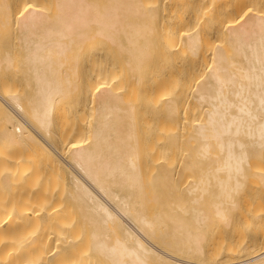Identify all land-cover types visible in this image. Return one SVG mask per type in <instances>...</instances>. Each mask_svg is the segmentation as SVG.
I'll list each match as a JSON object with an SVG mask.
<instances>
[{
  "label": "bare ground",
  "instance_id": "obj_1",
  "mask_svg": "<svg viewBox=\"0 0 264 264\" xmlns=\"http://www.w3.org/2000/svg\"><path fill=\"white\" fill-rule=\"evenodd\" d=\"M41 1L0 0V25L12 24L19 68L32 88L27 115L20 110L21 99L0 95L4 124L0 144L7 141L35 150V156L39 157L38 152L52 167L50 171L63 172L57 177L60 184L64 182L69 207L75 208L86 231L89 258L96 257L99 264H264V235H253L264 232L258 221L264 220V213L238 217L237 211L244 189L255 183L259 193L264 187V0H46L49 12L43 8L45 0ZM100 45L98 53L94 48ZM112 54L123 59L114 58L124 68L119 82L110 79L111 73L116 74ZM199 55L205 64L193 72ZM100 58L105 66H95ZM12 65L10 55L0 53V69ZM94 66L96 72L82 75L95 70ZM80 67L81 81L74 78ZM100 77L108 81H99ZM128 85L137 86L132 97L126 95ZM74 89L79 108L91 110L90 126H82L88 142L84 136L69 141L67 134L61 135L62 127L57 138L50 135L56 101L73 95ZM166 92L170 95L163 100L162 110L153 111L149 101L156 93ZM192 107L202 115L190 124L183 115L185 108ZM157 121L186 128L162 135V146L153 144V139L150 147L151 132L143 128ZM63 136L67 147L61 146L66 143ZM142 141L148 154H158L157 145L164 154L170 153L181 142L186 146L181 150L186 151H181L178 163L170 159L171 165L166 158L158 161L164 154L145 155ZM142 153L147 158L157 156L150 164L147 161L149 167ZM22 170L17 177L25 182L27 173ZM8 176L1 177L4 189L11 182ZM37 188L23 186L16 191L22 200L41 201ZM38 202L37 211L45 205ZM32 209L28 222L39 229L46 224L51 228L57 219L65 218L61 213L58 218L60 210L54 212L52 207L53 212L49 208L44 212L45 208L42 214ZM17 215L12 228L27 222ZM8 221L1 217L0 231L11 227L5 226ZM214 230L223 243L213 246L214 256L208 257ZM49 235L43 232L29 241L23 239L25 249L35 256L27 258L30 264H56L70 257L77 261L74 264H83L82 259L93 263L83 252L76 253L75 239L60 238L63 242L57 248L52 243L54 249H45V242H51ZM236 238L240 243L232 241ZM207 258L215 262L208 263Z\"/></svg>",
  "mask_w": 264,
  "mask_h": 264
},
{
  "label": "rangeland",
  "instance_id": "obj_2",
  "mask_svg": "<svg viewBox=\"0 0 264 264\" xmlns=\"http://www.w3.org/2000/svg\"><path fill=\"white\" fill-rule=\"evenodd\" d=\"M41 1V0H40ZM43 1V0H42ZM41 1V2H42ZM46 1V0H45ZM43 2V4L42 5H44L45 7H43V8H47L46 10L49 12V8H50V4L48 3L47 4V6H49V8L48 7H46V5L44 4V3H47V1L46 2ZM45 9H43V10H45ZM51 9V8H50ZM45 10V11H46ZM11 23H9L8 25H5V26H1L0 25V49L2 50L0 53L2 54V52H4V51H6L9 55H10V59H11V62L13 63V65H12V67H11V69H0V95L2 94V96L3 97H8V96H10V95H15L16 97H18L19 98V106H21L22 104H23V106H21V109L20 110H22V112H25L26 113V115H27V112H29V106H30V102H28V99L30 98V96H31V86L25 81L26 79L24 78V73H23V71H22V69H21V66H20V68H19V65H21V63H20V55H18V49H17V43H16V38H15V32L11 29ZM178 46H176L175 48H177ZM96 49V52H102L101 51V45L100 46H98V48H94V50ZM112 53H117V52H112ZM113 55V54H112ZM116 56H114L113 55V61H114V63H115V67H114V70H115V73L116 74H113V73H111V77H110V79L112 80V81H117V82H119L118 81V78L117 77H119V80H121V77L123 76V75H125V74H122V71H124V68H123V66H122V64H119L118 63V61L119 60H115L114 58H115ZM112 58V57H111ZM116 58H119V56L118 57H116ZM119 59H121V61L123 60L122 59V57L121 58H119ZM112 60V59H111ZM120 61V63H122ZM116 63H118V64H116ZM105 59H103L102 60V58H100V60H99V62L97 63V65H95V66H98L99 65V67H101V66H105ZM205 64V61L202 59V57H201V55H199V57L197 58V61H196V63L194 64V70H193V72H195L196 70L198 71L199 69H201V67H203V65ZM124 65V64H123ZM94 66V67H95ZM80 69H81V67H80ZM76 70V72H77V74L75 75L76 77H74V78H76V80L78 79V77H80V81H81V76L82 75H87V74H89V73H92V72H96L97 70H96V67H95V70H91V71H89V72H86V73H83L82 72V69L81 70ZM90 69H91V67H90ZM80 71H81V73H80ZM83 73V74H82ZM124 73V72H123ZM82 74V75H81ZM122 75V76H121ZM124 77V76H123ZM122 77V78H123ZM176 77V76H175ZM103 78V77H102ZM101 77L100 78H98L99 79V81H106V80H104V79H102ZM100 79H102V80H100ZM105 79H107V78H105ZM108 81V80H107ZM106 81V82H107ZM170 83V82H169ZM172 83V82H171ZM169 84V85H171V86H173L172 84ZM106 84V83H105ZM104 85V84H103ZM102 85V86H103ZM168 85V86H169ZM174 87H175V85H174ZM127 89V90H126ZM126 89H125V91H126V95L127 96H134L135 94V92H136V89H137V86H135V85H128V86H126ZM75 91V92H74ZM71 94H73V95H70V96H67V97H62V98H60L61 99V102H59V99L56 101L57 103H55V106L54 107H56V109L53 111L54 112V114H55V116H54V114H53V123L54 124H52V128H50L51 129V133H50V135L52 136V137H55V138H57L58 137V135H60V133H61V135H63V134H67V136L66 137H70V138H68L69 139V141H71V140H75V139H77V140H83V138L84 137H87L86 139H87V141L86 140H84V142H88V141H90V139L88 138V136H87V130H85V129H82V126H84L83 128H86V127H89L87 124L89 123L90 124V122L92 121V115H91V110L89 111L88 110V108L86 109V108H82L81 109V107L79 108V106H80V101L78 100V98H79V95L77 96V94H78V91H77V93H76V90L74 89L73 90V92L71 93ZM134 94V95H133ZM164 94V93H163ZM161 95L160 96V94H153L154 96V100H150L149 101V106H152L151 108H152V110L153 111H160V110H162V108H163V103H164V101L166 100V97H168L170 94H167V92H166V94H164V95ZM125 95V96H126ZM166 95V96H165ZM168 95V96H167ZM160 96V97H159ZM65 98V99H64ZM129 98V97H128ZM23 99V100H22ZM63 99V100H62ZM24 100H26L27 101V103H26V101H24ZM164 100V101H163ZM29 101H30V99H29ZM22 102V103H21ZM60 103V104H59ZM56 104H57V106H56ZM22 107H23V109H22ZM28 107V108H27ZM26 108V109H25ZM185 109H187V108H185ZM184 109V112H186V115H183V116H185V119H186V117H187V122H192V119H193V121L194 122H192V123H195L196 122V120H195V118L196 119H198L199 117L201 118V115H202V113L199 111V113H200V116H199V114L197 113L198 111L196 110V109H193V107H192V109L191 108H188L187 109V111ZM191 109V110H190ZM27 112H26V111ZM196 111V112H194V111ZM194 113H193V112ZM190 113H192V114H194V118L192 117L193 115L192 114H190ZM24 114V113H23ZM29 114V113H28ZM61 114V115H60ZM184 114V113H183ZM56 116L57 117H62L63 116V119H58V118H56ZM199 116V117H198ZM192 117V118H191ZM87 118V119H86ZM191 118V120H189ZM55 119H56V121H55ZM185 119H184V121H185ZM189 120V121H188ZM2 121V120H1ZM59 121H60V124H59ZM87 121V122H86ZM146 122V121H145ZM148 122V121H147ZM149 123V122H148ZM153 123V126L151 125ZM154 123L155 122H151L150 123V128L149 127H147L146 125H145V123L143 124V122H142V126L143 125H145V127L146 128H143V130L145 131V132H147V130H148V132L150 133L151 132V134L153 133L154 135L152 136L151 134H150V139H151V142L150 141H147L148 139H149V137H145V134L143 135L142 133H141V131H140V135L142 134L144 137L143 138H148L147 140L146 139H144L145 141H147V142H150V144H148L147 143V145H149L150 147L151 146H153L152 145V140L154 139V142H153V144H156V142H157V144L158 145H160V146H162V144H159L160 143V141H164V137L163 136H165L166 137V133H167V135H169V134H172V133H174V132H177V130L179 129H182V124H180V123H161V122H159L158 123V121H157V127H156V124L154 125ZM147 124V123H146ZM191 124V123H190ZM87 125V126H86ZM140 125V126H141ZM149 125V124H148ZM178 125H179V127H178ZM184 125H186V124H184ZM2 126H4V124L2 123L1 124V122H0V128L2 127ZM79 126V127H78ZM86 126V127H85ZM181 126V127H180ZM61 127H62V132H58V131H61ZM176 127V128H175ZM183 127H185V126H183ZM59 128V129H58ZM64 128V129H63ZM77 128H80V129H78V131H77ZM142 128V127H141ZM173 128H175V129H173ZM178 128V129H177ZM186 128V127H185ZM1 129H3V127L1 128ZM66 129V130H65ZM82 129V130H81ZM147 129V130H146ZM184 129V128H183ZM182 129V130H183ZM188 129V128H187ZM67 130H68V133L70 132V130H73V131H71L70 133L71 134H69L68 135V133H67ZM84 130V131H83ZM141 130V129H140ZM142 130V131H143ZM169 130H171V131H169ZM174 130H176V131H174ZM83 131V132H82ZM174 131V132H173ZM184 131V130H183ZM187 131V130H186ZM55 132V133H54ZM56 132L57 133H59L58 135H56ZM74 132V133H73ZM77 132H81L80 134H78ZM144 132V133H145ZM147 132V133H148ZM170 132V133H169ZM172 132V133H171ZM73 133V134H72ZM75 133H77V135L75 134ZM86 133V134H85ZM146 133V134H147ZM158 133V134H157ZM169 133V134H168ZM178 133H181V131H178ZM186 133V132H185ZM55 134V136H53ZM184 134V132H182V135ZM163 135V136H162ZM65 136V135H64ZM62 137L63 139L64 138H66V137ZM75 136H76V138H75ZM77 136H78V138H77ZM80 136V137H79ZM84 136V137H83ZM149 136V135H148ZM184 136V135H183ZM162 137H163V139H162ZM160 138V139H159ZM63 139L61 140V141H63ZM67 139V138H66ZM66 139H64V141H66ZM162 139V140H161ZM143 140V139H142ZM61 141L59 142V144L61 143ZM63 141V142H64ZM7 143V144H6ZM66 143H67V141H66ZM64 144V143H62V145L61 146H65V145H68V143L67 144ZM83 143V142H82ZM141 143V142H140ZM142 143H143V145H141L140 147H142V146H144V148L143 149H145L144 151H149V149H148V146H146L147 147V149H146V147H145V143L142 141ZM141 143V144H142ZM58 144V145H59ZM64 144V145H63ZM140 145V144H139ZM157 145V151H158V154H152V153H149V154H151V155H158V156H160V154L161 155H163L164 153H163V151H162V149L161 148H159V146ZM65 147H67V146H65ZM154 147H156V145H154ZM153 147V148H154ZM185 148L186 146H184V142L182 143L181 142V146L179 145L178 146V148H177V150H171L172 152H166L164 155H163V157L161 156V157H157V156H155V157H152V158H159V160L158 161H162L161 159H164V158H166V159H168V161H170V164H171V162L173 161V163H178L179 162V160H180V158H181V156L185 153V149H182L181 150V148ZM62 148H64V147H62ZM161 149L160 151H159V149ZM142 149V148H141ZM180 150V151H179ZM183 150H184V153H182L183 152ZM145 152V155H147L148 154V152ZM157 151H156V153H157ZM161 151H162V153H161ZM167 151V150H166ZM178 151V152H177ZM182 151V152H181ZM31 152L32 153H34L35 152V150H34V152H33V150H28V148H23V147H15V145L13 144V143H11V142H5L4 141V143L2 142V144H0V181H1V177L2 176H4V175H9L8 176V179H11V182L9 183V185H8V187L6 188V189H4V188H2V185H1V182H0V212L3 214H0V219H1V217L4 219V220H6L7 219V221H8V218H10L9 219V221L7 222L8 224H6L5 226H8V225H11L10 223L13 221V219H15V217L17 218L18 217V215L17 214H20V215H22L23 217H24V221H27L26 223H25V225L23 224L22 226H18V228L15 226H13V228H12V225H11V227H8V228H6L5 229V231H0V247H1V245L3 246L2 248H0V264H26V262H27V264H30L31 262H29L28 261V259L30 260V258L29 257H31L32 259H34L33 257H35V256H31V255H34V254H31L32 252H30L29 253V251L27 250V249H25L26 247L24 246V243L26 244V240L27 241H29L31 238H33V237H36L37 236V234L38 235H40L41 233H47V235H49L51 232V235L52 234H54V235H49L50 237H48L47 236V240L49 241H51V242H48L47 243V241L45 242L46 244H44V248L46 247L47 249H49V248H53L54 246L56 247H58L60 244L58 243V242H60V243H62L63 241H62V239H75L74 241H73V243L74 242H77L76 244H73V246H75L76 247V249H75V247H73L75 250H76V253L78 254L79 253V255L82 253V255L84 254V256H85V254L87 253V251L89 250V241H88V239H87V237H86V235L87 234H85V229H84V227L82 226V224L81 225H79V223L80 222H78L79 221V219H78V217L76 218V216H75V214L74 213H76V210H74L72 207H69V204L71 205V203L69 202L68 203V201L69 200H67V198H66V188H64L65 186H63L64 184V182L62 183V184H60V178L58 179V172H60V171H56L55 172V169H51V170H54L53 172L52 171H50V169L49 168H52V167H50V166H48V164L46 165L45 164V162H46V159H44L43 158V156L41 155V158H40V154H38V152H37V154L36 155H39V157L38 156H35V153L34 154H31ZM150 152H153L151 149H150ZM144 153V152H143ZM143 153L141 154V158H143L144 156H143ZM147 153V154H146ZM154 153V152H153ZM171 153H172V155H171ZM31 154V155H30ZM147 155V156H150V155ZM169 154V156L171 157V158H168L167 157V155ZM182 154V155H181ZM34 155V156H33ZM31 156H33L34 158H32ZM143 156V157H142ZM180 156V157H179ZM174 157V158H173ZM176 157H178V158H176ZM147 157L145 156V160H146V162H144V163H148L147 161H149V163L148 164H150V162H151V159L152 158H147ZM173 158V159H172ZM41 159H43V160H41ZM144 159V158H143ZM143 159H141L140 160V165H141V161L143 162ZM150 159V160H149ZM165 159V160H166ZM170 159H172V161L170 160ZM174 159H176L175 161H174ZM37 160H38V162H37ZM263 160H264V158H263ZM263 160H260V162L261 161H263ZM20 161V162H19ZM43 161V162H42ZM167 161V160H166ZM178 161V162H177ZM258 162V161H257ZM260 162H258V164L260 163ZM264 162V161H263ZM263 162H261L262 164H263ZM8 163H9V165H8ZM35 163V164H34ZM38 163V164H37ZM41 163V164H40ZM44 163V164H43ZM47 163V162H46ZM144 163H142V167L144 168V169H142L143 170V172L146 170L145 168H147L146 166L148 165H143ZM167 164H168V162H167ZM169 164V165H170ZM258 164H256V165H258ZM261 164V165H262ZM20 165V166H19ZM31 165V166H30ZM39 165V166H38ZM46 165V166H45ZM172 165V164H171ZM260 165V166H261ZM264 165V164H263ZM22 166V167H21ZM32 166H33V168H32ZM24 167V168H23ZM27 167H28V169H27ZM43 167H44V169H43ZM141 167V168H142ZM148 167H149V165H148ZM258 167H259V165H258ZM264 166H262V168H263ZM16 168H18V169H16ZM32 168V169H31ZM46 168H48L47 169V171H46ZM255 168V167H254ZM23 169V170H22ZM31 169V170H30ZM35 169H36V171H35ZM39 169H41V170H39ZM4 170V171H3ZM6 170H8V171H6ZM21 170H22V173L24 172V174H26L27 176H28V174H29V179L27 178V176H25V179H26V181L24 182L23 180H22V182H21V180L19 181V174L21 173ZM264 170V169H263ZM29 171H33V172H30L29 173ZM46 171V172H45ZM147 171H149V170H147ZM41 172V173H40ZM50 172V173H49ZM51 172L53 173V175L51 174ZM146 172V171H145ZM37 173V174H36ZM54 173H56V175L54 176ZM11 174V175H10ZM17 174V175H16ZM44 174V175H43ZM146 174H147V172H146ZM2 175V176H1ZM145 175V174H144ZM188 175H190V174H188ZM10 176H14V177H10ZM18 176V177H17ZM42 178H41V177ZM43 176H45V179H44V177ZM59 176H63V172H61L60 173V175ZM187 176V175H186ZM185 176V177H186ZM193 175H190V176H187L189 179L191 178H193L192 177ZM17 177V178H16ZM186 177V178H187ZM15 178V179H14ZM56 178V179H55ZM12 179H13V181H12ZM185 179V178H184ZM186 180V179H185ZM61 181H63V179H61ZM13 182V183H12ZM15 182H17V184L19 185V183L21 182L22 183V185H21V183H20V185L21 186H15L16 185V183ZM19 182V183H18ZM46 183V184H44V183ZM59 183V184H58ZM25 184V185H24ZM39 184H40V186H39ZM31 185V186H30ZM33 185V186H32ZM61 187H60V186ZM249 185H250V183H249ZM25 187L26 186V188H27V186L28 187H34V188H37V189H40L39 190V193L41 194H38V196H37V198H39V199H41V197L43 198L41 201H39V200H33L32 198H31V200H30V198H28L29 199V201L27 200V198L25 199L24 198V200H22V198L20 199V195L18 194V191H16V190H18L20 187ZM41 186H43V187H41ZM46 186V187H45ZM63 186V187H62ZM248 186V185H247ZM247 186H245V188L247 187ZM252 186L254 187V186H256V188H257V190H255L256 188L254 187V188H252ZM45 188V189H44ZM263 189H264V187H262ZM42 189V190H41ZM62 189H63V191H62ZM65 189V190H64ZM258 185L257 184H252V185H250V186H248L246 189H244V192H242V195H241V199H240V201H239V204H238V209H237V211H238V217H241V216H247V215H251V214H255V213H264V190L262 189V191H259V193H258ZM12 190H13V192H12ZM245 190H246V192H245ZM261 190V189H260ZM43 191V192H42ZM65 191V192H64ZM255 191V192H254ZM52 192V193H51ZM263 192V193H262ZM6 193V194H5ZM43 193V194H42ZM48 193V194H47ZM14 194V195H13ZM45 194H47V195H45ZM52 196H51V195ZM65 194V195H64ZM39 195H40V197H39ZM54 195V196H53ZM244 195V196H243ZM55 196H57V199L55 200L54 198H55ZM46 197V198H45ZM53 197V198H52ZM46 200H45V199ZM19 199V200H18ZM35 199V198H34ZM61 199V200H60ZM43 200H45V202L43 203ZM49 200V201H48ZM58 200H60V201H58ZM21 201V202H20ZM32 201V202H31ZM42 202V204H45V205H43L44 207L43 208H41L40 207V205H41V203L39 204V209L41 208V210H38L37 211V209H38V204H37V202ZM48 201V202H47ZM56 201V202H55ZM31 204H30V203ZM38 202V203H39ZM47 203V204H46ZM54 203V204H53ZM30 204V205H29ZM37 206H36V205ZM23 205V206H22ZM68 205V206H67ZM52 207L53 209V211L55 212V210L56 209H58V210H60V211H58V212H56V214L58 215V214H62V215H60V216H62L63 217V214H64V216H65V218H63L62 219V221H60L61 219H57L56 220V222L57 223H59V224H57L56 222L53 224L54 225V227H53V225L51 224V228H50V226H48V225H50V224H46L45 226L44 225H41L40 226V229H39V225H38V227L36 226V224H30V222H28V220L30 219L29 218V216H31V215H34V210L32 209V207H34V209H36L35 211H37L38 212V214L40 213V214H42V212L44 211L43 209H45V208H47V209H45V211L44 212H46V210L48 211V208H49V210L50 211H52L51 209H50V207ZM58 206V207H57ZM69 207V208H68ZM32 209V210H31ZM69 209V210H68ZM74 210V211H71L70 212V210ZM3 210H5V212L3 211ZM62 210V211H61ZM30 211V212H29ZM32 211V212H31ZM42 211V212H41ZM52 211V212H53ZM43 212V213H44ZM73 212V213H72ZM30 213H33V214H30ZM2 215V216H1ZM9 215V216H8ZM17 215V216H16ZM29 215V216H28ZM76 215H77V213H76ZM59 215L57 216L58 218L60 217ZM61 218V217H60ZM263 217H261V219L260 220H258V221H260V223H261V227L263 228V230H264V220L262 219ZM78 219V220H77ZM60 224H62V226L60 225ZM64 224H66L65 226H64V228H63V225ZM28 225H30V226H28ZM34 225V226H33ZM60 227H59V226ZM42 226H44V228H42ZM46 226H47V228H46ZM37 227V228H36ZM62 227V228H61ZM82 227V228H81ZM260 227V229H262ZM23 229V231H22V229ZM36 228V229H35ZM213 228V227H212ZM15 229H17V231H19V232H17ZM19 229V230H18ZM44 229V230H43ZM47 229V230H46ZM49 229V230H48ZM31 230V231H30ZM37 230V231H36ZM9 231V232H8ZM14 231V232H13ZM21 231V232H20ZM49 231V232H48ZM11 232H13L12 234H11ZM25 232V233H24ZM32 232V233H31ZM36 232H37V234H36ZM8 233V234H7ZM17 233V234H16ZM29 233H30V235H29ZM56 233V234H55ZM263 233V234H262ZM23 234V235H22ZM31 234H33V235H31ZM67 234V235H66ZM85 234V235H84ZM253 234V233H252ZM256 234H258V235H256ZM6 235V236H5ZM17 235V237H15ZM19 235H21V239L19 240ZM65 235V236H64ZM74 237H72V236ZM84 235V236H83ZM254 236L256 235V236H259V235H264V232H254V234H253ZM2 236H3V238H2ZM11 236H14V237H11ZM27 236V237H26ZM56 236V237H55ZM63 236V237H62ZM255 236V237H256ZM6 237V238H5ZM66 237V238H65ZM70 237V238H69ZM84 237V238H83ZM86 237V238H85ZM49 238V239H48ZM60 238H62V239H60ZM23 239H26V240H23ZM55 239V240H54ZM87 239V240H86ZM23 242H22V241ZM84 240H86V241H84ZM53 241V242H52ZM57 241V242H56ZM232 241H234L236 244H238V243H240V240H238V238H236V239H233ZM21 243V245H19L20 243ZM17 243H19V244H17ZM54 244V246H53V244ZM221 243H223V240L222 241H220V238L218 237V232L217 231H213L212 232V234H210V242H209V246H211V247H209L210 248V251H208L209 253H208V257H213L214 256V251H211L212 250V248H213V246H217V245H219V244H221ZM13 245V246H12ZM19 245V247H17ZM52 245V246H51ZM16 246V247H15ZM49 246V247H48ZM54 247V248H55ZM56 247V248H57ZM11 248V249H10ZM13 248H14V250H13ZM20 248H21V250H20ZM44 248L42 249V251L44 250ZM45 248V249H46ZM53 248V249H54ZM24 249V250H23ZM9 250V251H8ZM21 252H20V251ZM73 250V249H72ZM75 250H73V252L75 251ZM86 250V251H85ZM3 251V252H2ZM80 251V252H79ZM5 252V253H4ZM28 252V253H27ZM44 252H46V251H44ZM3 253H4V255H3ZM16 253H18L17 255H16ZM89 253V252H88ZM29 254H30V256H29ZM6 255V256H5ZM10 255H12V256H10ZM14 255H16V256H14ZM22 257H21V256ZM87 255V254H86ZM88 257H86V258H88V259H91L92 260V264H99V262L96 260V259H93V258H96V257H93V256H91V258H89L90 257V253L87 255ZM20 257V258H19ZM37 257V256H36ZM83 257V256H82ZM82 257H81V259H82ZM21 258H22V260H21ZM24 258V259H23ZM28 258V259H27ZM39 258H40V256H39ZM72 258V259H71ZM84 258V257H83ZM19 261H21V262H19ZM27 259V261L26 262H24V260H26ZM72 262H73V264L74 263H76L75 261H73V257H70L69 258ZM212 259V261H210ZM217 259V258H216ZM67 260H68V258H67ZM70 260H68V261H70ZM75 260V259H74ZM83 261H84V263H86V264H89V263H87L85 260H87V259H82ZM233 260V259H232ZM17 261V262H16ZM59 261V260H58ZM56 262V264L58 263H60V264H62V262H61V260L59 261V262ZM68 261H64L63 263L64 264H70ZM70 261V262H71ZM207 261H209L208 263H214L215 261L213 260V258H207ZM214 261V262H213ZM79 262H80V260H79ZM88 262H90L91 263V261H88ZM83 263V262H82ZM83 263V264H84ZM55 264V263H54ZM72 264V263H71ZM79 264V263H78ZM80 264H81V262H80Z\"/></svg>",
  "mask_w": 264,
  "mask_h": 264
}]
</instances>
